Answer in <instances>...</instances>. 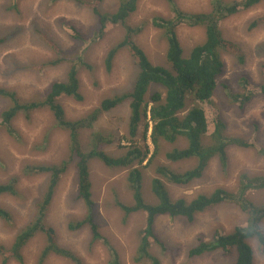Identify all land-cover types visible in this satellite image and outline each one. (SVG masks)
<instances>
[{
    "label": "rangeland",
    "instance_id": "rangeland-1",
    "mask_svg": "<svg viewBox=\"0 0 264 264\" xmlns=\"http://www.w3.org/2000/svg\"><path fill=\"white\" fill-rule=\"evenodd\" d=\"M118 2L119 0H102L99 10L103 14H111L116 10ZM176 4L186 13L207 12L211 5L210 0H176ZM170 16L166 0H139L136 11L128 19L129 25L140 26L142 29L141 34L135 38L136 44L154 65L165 69H168L164 57L165 43L151 21L155 17ZM263 16L264 0H261L253 9L220 22L219 29L223 38L242 50L245 62L239 65L233 57L223 55L224 74L217 79L213 102L202 106L210 131L214 129V120L218 118L225 125V136L241 138L252 147H229L226 171L213 160L202 178L187 186H175L163 180L173 200L184 198L189 201L196 195L210 194L216 188L235 192L241 174L250 178H264V157L259 153V150L264 149V95L258 94L256 88L260 68L264 63V27L248 30L253 19ZM98 28V20L92 10L75 0H0V39L3 40L0 44V88L15 93L19 102H35L45 96L53 83L65 81L67 71L74 66L83 102L61 99L66 120L83 118L102 99L128 92L137 71L127 52L122 50L117 54L111 72L107 73L103 64L109 49L121 40L122 28L107 24L101 36ZM178 37L184 55L187 56L191 48L202 40L203 31L182 27L178 31ZM50 43L59 48L60 55L55 54ZM51 62L57 64L48 65ZM240 77H245L250 82L249 89L255 93L243 109L229 101L227 91L240 92ZM156 90L158 88L152 87L150 93ZM126 105L102 115L92 129L82 131L81 147L85 150L92 132L110 137L126 136L129 113ZM191 105L193 103L186 100V110ZM7 106L8 101L1 99L0 113ZM185 114L186 111L180 113V117ZM142 126L143 124L141 128ZM11 128L13 134L0 128V183L6 182L10 177L18 178L16 195L0 196V208L7 211L12 219L10 222L0 220V246L5 247H9L16 233L32 220L34 204L44 190L46 177L30 175L31 170H25L26 166L58 165L69 157L70 147L67 131L57 125L47 109L37 110L28 117L19 114ZM148 142L151 155L152 145ZM209 143L210 140L207 139L206 145ZM117 145H106L103 152L118 157L122 152ZM183 145L182 140L177 145L161 142L158 154L151 164L147 168H140L141 191L147 204L156 202L150 184L156 177L157 167L164 166L182 173L195 165L194 160L171 163L165 158L167 152L182 148ZM88 170L93 216L99 232L117 251L121 264H133L138 232L145 216L143 212H138L123 223L124 214L116 204V199L127 206L133 204L126 181L128 171L125 168H108L96 159L90 162ZM75 176L72 162L56 187L46 222L55 230L59 246L73 252L84 264H108L109 253L106 246L102 241L92 246L88 228L81 231L68 229L70 223L81 220L86 214L83 203L75 201ZM245 199L254 206L263 205L264 189L249 191ZM245 225L246 215L237 204L231 202L222 203L197 215L192 222L183 218L161 216L156 220L154 232L166 249L152 243L151 252L159 259L160 264H232L234 256L210 253L189 258L188 253L200 240L210 241L215 232L229 234L235 227ZM249 244L253 251V264H264V254L258 252L257 242L250 241ZM42 247V236L29 241L22 250L23 264H37ZM8 264L20 263L11 261ZM45 264L72 262L51 256Z\"/></svg>",
    "mask_w": 264,
    "mask_h": 264
},
{
    "label": "trees",
    "instance_id": "trees-1",
    "mask_svg": "<svg viewBox=\"0 0 264 264\" xmlns=\"http://www.w3.org/2000/svg\"><path fill=\"white\" fill-rule=\"evenodd\" d=\"M75 1L90 8L97 17L99 36L103 35L107 24L119 25L122 28L121 40L109 49L104 58L106 72H111L117 54L124 50L129 55L137 73L128 92L102 99L97 107L78 120H66L65 111L60 102L62 98L83 102L78 73L74 66L67 71L65 81L53 83L45 96L35 102H19L15 93L0 88V100L8 101L7 108L0 113V128L13 134L11 124L19 114L28 117L37 110L47 109L57 125L67 131L70 143L69 157L62 160L60 164L26 166L25 170H31L30 175L46 177L44 190L34 204L35 213L32 220L16 233L9 247L0 246L1 264H8L11 261L23 264L22 250L37 236L43 238V247L38 255L37 264H45L51 256L69 260L72 264H84L73 252L59 246L55 230L46 222L56 187L72 162L76 174V189H73L75 201L83 203L86 214L81 220L70 223L68 229L81 231L85 227L88 228L92 246L99 241L106 246L109 253L108 264H121L117 251L101 236L99 227L94 221L88 170L90 162L94 159L108 168H125L128 171L126 181L133 204L127 206L116 199V204L124 214L123 223H126L132 214L144 213V223L138 232V243L132 257L133 264H160L159 259L151 252L152 243L162 247L163 250L166 249L154 232L157 218L166 216L170 219L183 218L192 222L197 215L225 202L239 206L246 215V225L235 227L229 234L215 232L212 239L207 242L200 240L189 251V258L220 253L225 257L234 256L232 264H253L250 241H256L258 252L264 254V204L254 206L247 202L245 195L249 191L264 189L263 177L250 178L246 174H241L235 192L216 188L210 194H199L189 201L184 198L173 200L164 181L175 186H187L200 180L213 160H216L220 168L226 171L229 147L242 149L252 147L241 138L225 136L224 123L218 118L214 120V129L210 131L202 106L213 102L217 79L224 74L223 55L233 57L239 65L245 62L242 50L233 42L223 38L219 29L220 22L240 12L253 9L260 4L261 0H210V10L199 13L183 12L178 8L176 0H166L171 16L155 17L151 24L160 32L161 39L165 43L164 57L168 69L154 65L135 42V38L141 34L142 29L140 26L129 25L128 19L136 11L139 0H119L116 10L111 14L100 12L99 5L102 0ZM182 27L203 31L202 40L191 48L187 56L184 55L178 37V31ZM259 27H264V16L253 19L248 30ZM2 41L0 39V44ZM50 45L55 54L60 55L59 48L52 43ZM56 64V62L48 63V65ZM260 70L259 84L256 88L258 94L264 95V63ZM239 79L240 92L227 90L228 99L239 109H243L255 93L249 89L250 82L245 77ZM152 87L158 90L150 93ZM188 99L193 105L186 110ZM124 104H127L129 110L127 135L110 137L103 133L92 132L84 150L81 147L80 133L92 129L102 115ZM184 111L186 114L180 117V113ZM207 139L210 140L208 145H206ZM181 140L184 142L182 148L167 152L165 158L171 163L194 160L195 165L182 173H176L164 166L157 167L156 177L150 184V190L156 202L152 205L147 204L141 191L142 170L140 168H147L151 164L158 154L161 142L177 145ZM147 141L152 145L151 155ZM116 143L117 148L122 152L120 156L112 157L103 152L104 146ZM259 153L264 157V149L259 150ZM17 184L16 176L0 183V196L16 195ZM0 220L8 222L12 220L11 215L2 208H0Z\"/></svg>",
    "mask_w": 264,
    "mask_h": 264
},
{
    "label": "bare ground",
    "instance_id": "bare-ground-1",
    "mask_svg": "<svg viewBox=\"0 0 264 264\" xmlns=\"http://www.w3.org/2000/svg\"><path fill=\"white\" fill-rule=\"evenodd\" d=\"M242 14V13H241ZM218 109V108H217ZM227 110V109H226ZM98 118V117H97ZM225 126V125H224ZM196 151V150H195ZM227 157V156H226ZM228 162V161H227ZM10 165V164H9Z\"/></svg>",
    "mask_w": 264,
    "mask_h": 264
}]
</instances>
